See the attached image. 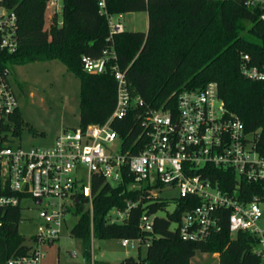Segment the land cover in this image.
<instances>
[{
    "label": "trees",
    "instance_id": "obj_1",
    "mask_svg": "<svg viewBox=\"0 0 264 264\" xmlns=\"http://www.w3.org/2000/svg\"><path fill=\"white\" fill-rule=\"evenodd\" d=\"M45 0H21L18 16V48L0 53V75L13 65L57 59L79 79V123L102 124L116 104V82L107 65L103 73L83 70L81 56L99 58L104 50L114 51L116 62L125 69L131 94L139 95L143 106L131 109L113 127L123 138V150L138 152L144 141L137 140L141 131L136 115L145 109H174L177 95L184 89H195L208 82L217 84L219 96L227 109L236 114L247 130L262 123L264 84L245 78L241 73L243 55L247 65H264V3L247 0H107L111 14L145 11L147 31H128L110 35L107 18L99 13L96 0H63L62 23L53 19L45 26ZM114 61L111 59L109 63ZM19 87L22 89L21 83ZM15 132L22 123L19 109L12 116ZM135 128L131 132L132 128ZM123 183L112 185L94 176L92 221L87 200L81 198L72 213L78 220L70 234L82 241L84 258H90L91 238L149 239L146 252L138 258L141 264H189L196 251L217 253L219 264H261L253 252L251 235L238 232L231 236L226 220L204 241H184L171 223L180 219L187 208L183 199L168 211L169 201L148 196L149 191H128ZM121 222H109L112 208L124 210L126 200L137 201ZM0 214V264L27 255L30 242L18 231L22 209L7 207ZM159 211L164 216L158 215ZM154 214L152 230L141 231L142 213ZM136 258L125 257L120 264H134ZM93 264H108L95 260Z\"/></svg>",
    "mask_w": 264,
    "mask_h": 264
},
{
    "label": "built area",
    "instance_id": "obj_2",
    "mask_svg": "<svg viewBox=\"0 0 264 264\" xmlns=\"http://www.w3.org/2000/svg\"><path fill=\"white\" fill-rule=\"evenodd\" d=\"M19 1L0 0V53L18 48ZM45 1V26L49 28L53 19L60 25L63 0ZM96 3L99 13L107 18L110 35L123 31L122 24L108 12L107 0ZM242 58V75L264 84V65L250 66L248 55ZM111 59L113 63H109ZM80 61L83 70L93 73H103L109 64L116 82L115 107L104 123L62 130L48 146H12L19 134L12 120L18 100L9 72L0 75V214L7 207H21L26 199L38 205L48 199L51 208L41 213L42 220L30 237L29 253L9 259L7 264H39L42 245L59 237L66 215L81 198L87 200L92 221L94 176L117 185L125 175L130 178L128 191L146 190L148 196L175 191L170 198L183 199L187 208L174 228L182 240L204 241L226 220L231 236L238 232L252 236L253 252L264 264V102L262 123L247 130L227 109L215 82L181 90L174 109L147 108L136 115L141 130L137 140L142 137L144 146L130 154L123 150V138L112 125L131 109L143 106L141 97L130 92L127 68L122 69L115 52L109 50L99 58L83 55ZM139 200L127 199L124 210L112 208L109 222L124 220ZM175 206L173 202L170 211ZM153 217L142 213L141 231L152 230ZM149 241L142 237L119 239L122 247L137 251ZM135 258L134 264H141V258Z\"/></svg>",
    "mask_w": 264,
    "mask_h": 264
},
{
    "label": "rangeland",
    "instance_id": "obj_3",
    "mask_svg": "<svg viewBox=\"0 0 264 264\" xmlns=\"http://www.w3.org/2000/svg\"><path fill=\"white\" fill-rule=\"evenodd\" d=\"M113 18L122 24L124 30L147 31L148 15L145 11L114 14ZM8 79L15 90L22 119L19 134L12 143L13 147L48 146L62 130L80 125L79 79L61 61L52 59L13 65L10 67ZM158 195L168 199L167 210H172L174 200L170 197L175 196L176 192H159ZM47 202L48 199H45L43 204L38 205L33 199L22 201L18 231L27 242H30L31 235L41 222L43 210L51 211ZM158 215L165 214L159 211ZM78 217L75 213L66 215L59 237L42 245L40 250L43 258L39 264H93L95 260L120 264L125 257H137L138 251L122 247L119 239L91 238L90 258H84L82 241L70 234V229ZM175 227L176 224L171 223L170 228ZM147 246L148 243L141 245V256L145 254ZM189 264H219V257L217 253L196 251Z\"/></svg>",
    "mask_w": 264,
    "mask_h": 264
},
{
    "label": "water",
    "instance_id": "obj_4",
    "mask_svg": "<svg viewBox=\"0 0 264 264\" xmlns=\"http://www.w3.org/2000/svg\"><path fill=\"white\" fill-rule=\"evenodd\" d=\"M76 201H77V199H76Z\"/></svg>",
    "mask_w": 264,
    "mask_h": 264
}]
</instances>
